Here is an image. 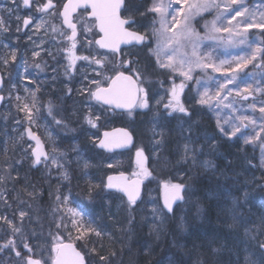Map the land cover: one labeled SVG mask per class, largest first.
I'll list each match as a JSON object with an SVG mask.
<instances>
[{
  "label": "rangeland",
  "instance_id": "1",
  "mask_svg": "<svg viewBox=\"0 0 264 264\" xmlns=\"http://www.w3.org/2000/svg\"><path fill=\"white\" fill-rule=\"evenodd\" d=\"M141 1H144V3L139 6L141 9L140 11H145L151 6L152 0ZM46 2L47 0H33V5L30 8H25L21 0H17V4L15 5L12 3V0H0V19L4 21L6 27L7 23H10V38L18 39L23 18L28 17L29 14L34 15L35 20L33 18V22L28 27L30 30L27 36H30L32 39H38L37 42L41 43L43 48L45 45L53 42L57 44L56 54H53V63L56 65L54 74L57 76L63 75L62 77L64 78L69 76L73 77L72 89H74V94L70 92L67 95L66 103L72 101V109L75 111H77V107L84 110V118L93 119L96 128L99 120L96 119L97 116L91 109L86 110L87 106L85 103L89 100V97L85 98V96H81L83 94L81 87L83 83H87L88 89L93 91L96 88V84L91 81H101V85L106 83L108 80L107 77H111L116 70L117 63L114 57L108 54H106L108 60L105 62V66L102 69L94 62L89 63V61L79 59L81 56H89L90 59L95 56L99 59L100 57L97 54L102 53L94 44V38L96 37L95 25L92 21L86 19L85 13H81V15L76 18L80 35L76 41V48L73 49V54L77 59L73 60L68 51V49L71 48V43H69L67 38L69 33H66V35L60 34L61 32L65 33L59 16L64 0H53L55 8L50 9L49 12H55V15L41 13L36 10L37 4ZM190 2H192V0H190ZM218 2L224 3L225 0H218ZM238 6L249 9V13L245 15H251V22L253 23L264 18V0H240V5H232L231 7L236 8ZM181 7L185 10L183 13L173 11V9H180ZM218 11H223V9H214L211 12L190 15V18L186 21V25L189 31L198 33L199 36L203 38L199 41L197 54L201 56L204 62L215 65L216 67H221V61H229V63H225L222 66V71H214L213 67H208L206 69L194 67L191 72L192 79H186L179 71L172 72L168 69L160 68L157 64L156 56L153 55L148 48L145 47L139 52L143 57L149 58L153 64V66L151 65L152 71L150 74L146 73L145 70H143L144 73L139 70L142 76L146 78L143 82L144 87L148 90V107L141 108L137 106L135 109V111H137L135 113L123 116L125 120L124 123L127 125L131 124V126L137 128L139 142L132 152L134 162L131 164L130 162L125 164L122 163V169L126 167L130 175L141 176L139 175L141 169L137 163V151L142 150L144 168L147 169L150 175L143 176L147 184L143 200L139 204H126L125 208H123L119 199L111 196L107 200L111 203L116 202L117 206L121 208L120 210H113V213L123 211L128 218L125 217L126 221L131 222L132 228H129L125 223L122 224V227L125 229L124 235L121 236V238L123 240L126 238L129 239L131 238L130 236H135V234L138 233L135 237L142 241H140L139 245L144 247L146 244L148 246L146 251H149V253L151 252L150 254L154 253L152 250L156 247L157 252L161 256L167 255L168 253L162 251L164 249L163 247L159 248L156 242L151 245L149 241L153 242L160 240L162 235L166 234L167 231H171L172 225L176 224L178 227L179 224L185 225V220H191V218L195 217V208L188 205V200L192 197V191L188 186V182L193 171H209L211 174H216L219 169H227L226 173H222L226 175L227 180L231 181V189L235 191L239 185L241 192L243 191V197L247 196L249 193L248 188L244 189V187H247L249 184L253 186L257 184L264 185V163H262L264 162V131H260L259 127H255L254 130V126L249 125L247 128L241 126L239 132L234 136L231 135L233 131L232 126L240 125L238 117L241 115H248L256 119L257 124L264 122L260 119L264 114H261L258 110L261 103L264 102V67L255 68L254 64L256 62L254 61L242 70L236 72L229 71L230 68L235 67V57L246 55L252 51V49L248 47V43L254 42L255 45L263 47L261 34L264 30L258 27H252L245 32L243 26L238 24V21L244 18L237 17V20L232 21L231 25L228 23L227 19H224L222 22H218V26L233 27L234 33L238 32L239 35L230 37L227 32L209 33V22L214 19ZM169 12L168 23L170 26L172 25L173 15L176 16L177 21H182V23L176 25L172 31L167 33L168 36H172L174 32L179 33L185 27L183 17L187 14V5L176 4L175 0H173ZM193 12H195V10H193ZM154 16H156L154 13H148L146 16L138 14V24L136 28L144 31V29L150 25ZM17 17H20V19H17ZM156 19L158 20L159 17H156ZM41 20H43L44 23L37 29L36 25L40 24ZM84 24H87L88 27L91 28V31L85 32L83 30ZM206 24H209L208 28L205 27ZM53 26H55L57 31H53ZM156 27L158 28L159 24H157ZM6 33L7 31L0 30V70L4 68L3 61L5 59L8 60V63H10V59H12L10 56L7 57L4 48ZM243 37H247V41L244 44L237 43L229 45L227 43L229 38L239 40ZM19 41V39L13 41V44L17 46ZM88 41H93V43L89 45ZM181 43L187 46L179 49L177 59L182 54H186L188 58H191V45L184 39H181ZM161 44H163V40H161ZM156 47L157 41L153 39L151 41V48L155 49ZM173 47H175V45H173ZM170 54V50L167 52L161 51V60L167 62L168 55ZM15 59H17L16 56ZM93 69L100 71L101 75H97ZM226 76H235L236 78L234 84L228 85L229 89H233L237 84L241 89L240 96H237L236 92L233 91L228 97V100L234 101L233 106L225 107V105L228 104V100L220 104H217L214 100L210 104H200V95L207 90L209 96H215L219 87L218 82H223ZM242 80H247L248 83L252 84V88L249 89V92H252V96H250L248 100L242 99L244 95L248 94L243 91L244 84L241 83ZM58 83L61 84V81H53V89L57 88ZM181 84H183L184 87L183 91L179 92L178 98L184 107V102L191 105L192 109L186 108L189 113L188 115L173 111L171 106L165 107L170 101L173 106L175 105L171 90L176 86L179 91L178 86ZM257 88L262 91H255ZM61 91L69 92L63 87H61L58 92L60 93ZM55 94L56 93L53 92V116L49 114L48 108L45 109L46 115L44 116L48 117L53 126H48L46 121L42 118L38 119V124H32L35 126V132L42 135L46 140H68L62 137V134L66 131L67 136L72 140L71 152L69 154L71 157L62 163L69 165L71 168V175L80 174L86 177L88 169L84 167L86 160L83 155L77 152V142L71 138L72 132L68 130L61 132L58 129H53L54 123L60 113L63 115L66 122L65 112L61 109V103H65V100H56ZM223 94L224 93L221 92V95ZM16 96L17 95H13L12 93V102H10V106L4 104L0 111V154L5 159L4 164L0 166V177H4L3 182H0V217H6L7 220L11 221L12 225L19 228L20 231L14 233L9 224L5 222V220L0 219V249H2L0 250V264H24L25 256L17 257L11 245L8 248L3 247L8 240H14L15 249L20 252H22V248L25 244H30L35 258L39 259L44 264H51V260L53 259L51 251L52 246H55L56 237L59 236L64 242L68 241V235H66L68 232L62 225L69 223L70 213H68L67 209L73 207L70 206L72 201L70 197H68V202L65 205L57 201V195H53L52 203L49 192L39 203H37L38 194L34 199L30 196L32 191L29 188L34 181L26 179L25 176L21 174L20 169L23 168L21 162L23 161V150H25L23 146L27 145L22 144L23 140H25V129L20 125L18 105L15 107V104L20 102V99L17 100ZM14 97L16 98L14 99ZM253 101L256 102L255 110L249 107ZM72 109L71 112H73L72 115L74 116V111ZM11 112L14 117L12 118L11 116L10 120L8 114ZM193 112L194 114H198L199 122L204 119L207 127L202 123L201 125H194L193 121L189 118ZM77 114L79 115L78 111ZM66 125L67 123H65V126ZM221 129H224V131H221ZM257 132H259V138L254 139L250 143L246 142L247 137H255ZM21 136H23V139H21ZM168 138L172 140V149L174 151L172 155L174 159H170V157L166 156L167 149L169 148V146H167ZM158 141L159 143H157ZM232 142H237L238 145L244 149L245 154L236 161L228 160L225 163L223 151L219 145L228 147ZM185 144H188L193 150L192 155H194V160L192 159V155H190L187 161L183 159ZM7 156L12 157L6 164L8 159ZM220 160L223 162L219 163ZM205 161L209 162L208 167L204 166ZM109 164L117 169L120 167L119 164L113 160L108 161L106 167H109ZM79 170L83 172L78 173ZM17 174L23 178L20 179L22 184L20 190L22 194L19 192L17 186L13 187V185L16 184V182L13 181L14 176H17ZM242 177H244V179ZM36 181L40 183L39 180ZM172 183H184L187 186V201L185 204L179 206L171 215H167L164 211L162 218L154 219L152 213L153 207L163 209L160 202L162 187L165 184ZM43 187L49 189L53 188V178L43 183ZM41 188L42 186L40 185L38 189ZM231 189H229V191L224 190V194L230 199L229 201L233 206L235 202L230 196L232 192ZM8 191L12 192L9 193ZM213 199L215 200V198ZM61 200H63L62 197ZM104 200L105 196H103V194H97L86 198H80L78 196L77 201L73 202L81 205L82 207L79 208L81 210L84 208L86 211L84 217L80 216L76 218L82 225V230L100 228L99 232L101 233V236H96L94 231L86 233L80 242L73 240L74 244L77 242L82 246V241L86 239H91L97 244V239H106L107 234L105 228L102 229L103 225H96V222L91 221L93 219L92 211H97L99 214L103 213V207L106 206L104 205ZM76 207L77 206H75V208ZM21 212L25 213L23 217L20 215ZM103 218L105 219V217ZM137 224H142L147 230H150V233L139 228ZM58 225L60 226L58 227ZM69 227H71L70 224ZM53 228L60 233L54 236L52 234ZM145 238H151L152 240H145ZM162 245L164 247H169L170 241L169 245L166 240ZM119 246L122 247V244H118V247ZM136 247L140 248L138 245H136ZM125 250L127 254L124 253V256L126 255V257L130 258L131 254L127 249ZM167 252H169V249ZM143 253H140V255L143 256ZM89 255L90 257L97 256V254L92 251L89 252ZM89 264L91 263L89 262ZM111 264L121 263L118 258L116 263Z\"/></svg>",
  "mask_w": 264,
  "mask_h": 264
},
{
  "label": "snow or ice",
  "instance_id": "2",
  "mask_svg": "<svg viewBox=\"0 0 264 264\" xmlns=\"http://www.w3.org/2000/svg\"><path fill=\"white\" fill-rule=\"evenodd\" d=\"M12 3L15 5L17 4V0H12ZM21 3L26 8H30L33 5V0H21ZM173 0H152L151 6L147 8L145 11H140L137 9H130L129 5L126 3V0H68V3L64 5L63 13L61 14L63 16V24L67 25L69 29H71V35L67 38L72 41L71 48L68 49L70 56L73 60L77 59V57L73 54V49L76 48V37H77V24L74 23L71 19V13L75 11L76 8H84L87 10L88 8H91V17L93 18L92 23L98 27L99 32L103 34L102 38L99 40H96L95 43L99 45L101 49H108L113 54H119L120 53V45L121 44H131L135 42L136 44L143 45L144 47L148 48L153 55L156 56L157 64L162 69H168L172 72L179 71L182 76H184L186 79H192L191 72L193 71L194 67L199 68H208L213 67L214 71H222V66L225 63H229V61H221V67H216L215 65H210L201 58L197 54V48L199 46V41L203 39L199 36L198 33H193L188 30L186 21L190 18V15L193 14H199L202 12H211L214 9H223V11H218L217 15L214 17V19L209 22L210 28L209 33H220V32H227L229 33L230 37L233 35H239L238 32L234 33L233 27H219L218 22H222L224 19L228 20V23L231 25L232 21L237 20V17H243L244 19L238 21V24L242 25L244 28V31L247 32L252 27H258L261 30H264V18H262L260 21L251 22L252 17L251 15L246 16V13H249V9L246 7L238 6L236 8H232V5H240V0H225L224 3L218 2V0H175L176 4H182L187 5V14L183 17V22L185 23V27L181 30L179 33H173L172 36H168L167 33L172 31V29L182 23V21H177L176 16H172V25L170 26L168 23V16L170 14L169 9L172 7ZM55 4L53 3V0H47L46 3H41L36 5V10L41 13H46L50 15H55V12H49L50 9H54ZM123 9V13H122ZM195 10V12H193ZM133 11L138 13L141 16H146L148 13H154L156 16H154L151 20V23L148 27L144 29V31H130V28H133L136 25V21L133 17ZM173 11L181 12L183 13L185 10L183 7L180 9H173ZM126 15H123L125 14ZM123 15V18H122ZM156 17H159L157 20ZM17 19H20V17H17ZM30 23H32L31 18L23 19L24 26H28ZM44 23L43 20H41L40 24L36 25V28L39 29L42 24ZM159 24V27L157 28L156 25ZM127 25V27H126ZM206 28L209 27V24L205 25ZM150 29V30H149ZM0 30L7 31V27L5 26V23L2 19H0ZM83 30L85 32L91 31V28L88 27L87 24L83 25ZM53 31H57L55 26H53ZM61 35H66V33L61 32ZM155 39L157 41V47L155 49L151 48V41ZM181 39H184L187 41L188 44L192 47V53L191 58H188L186 54H182L177 59V53L180 48L186 47V44L181 43ZM161 40H163V44H161ZM247 41V37H243L239 40H233L229 38L227 40V43L229 45L232 44H244ZM93 41H88V44H92ZM175 45V47H173ZM248 47L252 49L249 53L243 56H237L234 59L236 60L235 67H232L229 69L230 72H236L238 70H242L243 68H246L248 64L256 62L254 64L255 68H261L264 67V47L255 45L254 42L248 43ZM171 51V54L168 55L167 62H164L160 58L161 51ZM35 55H39V53H34ZM99 59H97L95 56H93L91 59L89 56H81L79 59H83L85 61H89V63H95L99 66V68H104L105 62L108 60V57L104 53H99ZM12 59L15 60V52L12 53ZM5 67L7 66V59L3 61ZM132 61H121L119 65L116 68L115 74L112 77H107L109 84L106 87L101 86V81L93 80L92 83L96 84V89L94 91L89 90V95L91 98H94L97 101H102L103 104L114 106L115 108H132L134 106H138L141 108H147L148 107V90L143 86L142 80L146 79L142 76L139 69L133 68ZM186 66V68H185ZM39 67V65H37ZM121 68H128L129 72H135L136 78L133 79L132 75H125L123 71H121ZM93 71L96 72L97 75H101V72L97 69H93ZM235 76H226L223 82H218L219 87L216 91L215 96H209L207 90L200 95L199 103L200 104H210L213 100L220 104L225 100H228V97L231 95L233 91L236 92L237 96L241 95V89L240 86L237 84L233 89H229L228 85L234 84L235 82ZM4 83V77L0 76V87H3ZM241 83L244 84L243 91L248 93L247 95H244L242 97L243 100H248L250 96H252V92H249V89L252 88V84L248 83L247 80H242ZM179 91L176 86H174L171 90L172 99L175 101V105L173 106L171 101L168 105H165V107H172L173 111H178L180 113H184L185 115H188V110L183 106V104L179 101V92L183 91L184 85L181 84L178 86ZM255 91L260 92L261 89L257 88ZM221 92L224 94L221 95ZM34 96V93H33ZM4 99L3 96H0V101ZM17 100L20 99V97L16 98ZM234 101L228 100V104L225 105V107L233 106ZM34 107V103H33ZM250 108L253 110L256 109V102L253 101L251 105H249ZM22 111H25L28 115L29 122H32V111L31 108L25 104L24 107L21 109ZM259 112L261 114H264V102L261 103L259 107ZM52 113L51 106L49 107V114ZM87 122L91 124L93 127H95V123L93 119L86 118ZM96 119H99V117H96ZM240 120V125H233V131L231 135H235L237 132L240 131V127L243 126L247 128L249 125L255 127H259L260 131H264V122H261L257 124V120L251 118L248 115H241L238 117ZM261 121H264V115L260 118ZM247 122V123H245ZM56 123H62V121L57 120ZM221 131H224V129H221ZM28 138L31 140L36 141V147L32 152V156L35 157L33 163L39 164L41 163V158L43 157L44 160L48 159L47 153L43 150V146L41 144V141L37 136H35L31 130H27ZM105 139L99 142L100 148L105 149H111L112 147L121 146L122 143L130 141V137L125 132L123 133L124 140L117 141L114 139H110V134L105 133L104 134ZM259 138V132L256 133L255 137H247L246 142L250 143L254 139ZM21 139H23V136H21ZM159 143V141L157 142ZM193 150L189 147L188 144H185L184 146V155L183 159L187 161L190 158V155H192ZM137 163L138 166L141 169V172L139 175L141 176H147L150 175V173L147 171V169L144 168V162H143V151L139 150L137 151ZM192 159L194 160V155H192ZM54 164L57 163L56 159L53 158L52 161ZM264 163V162H262ZM109 167L112 165L109 164ZM204 166L208 167L209 162L205 161ZM84 167L87 168L88 164L85 162ZM10 175V173H9ZM135 175V174H134ZM64 178L67 179V174H64ZM4 177H0V182H3ZM114 177L109 176L108 177V188H117L118 190L124 192L127 196L128 203L130 205H135L137 198L139 196V184L140 180H134L131 184H119V183H113ZM120 180H124L125 178L121 176L119 178ZM166 189V197H165V203H164V209H167L168 213H174L173 204L176 201H180L184 199V196L182 193L185 190V185L183 183H175V184H165L164 185ZM89 196H91V192H89ZM57 201L67 204L68 197L65 196L63 200H61V197L57 195L56 197ZM164 209H161L159 207H153L152 213L153 217L155 218H162L164 215ZM68 213H70L69 223L63 224L62 227L67 230L68 232V242L65 243L59 236L55 239V246L53 247L52 251L55 252V259L54 264H88V262L85 260V254H82L80 251L76 249V247L73 244V240H81L84 238L87 232H95L96 236H101V233L99 231H96L95 229H86L82 230V225L80 222L76 219L77 217H80L82 215L81 211H78L76 208L69 207L67 209ZM21 217L25 215V213H20ZM0 219L5 220L9 224V226L12 228V231L14 233L19 232L20 229L16 228L12 225V222L7 220L6 217H0ZM69 224L71 225V228H69ZM60 225H58L59 227ZM75 231L77 235L73 237L72 233ZM247 235V232H246ZM254 239V237H253ZM12 246V248H15L14 241L8 240V242L3 246L4 248H8L9 246ZM24 247L28 250V252H31L32 249L25 244ZM260 248L264 249V243H260ZM2 250V249H0ZM96 249L93 248L92 252H95ZM16 256L20 257L21 252L16 251ZM99 259L101 261L106 260L107 257L101 255L99 256ZM24 264H41V261L39 259H33L31 256H25L24 257ZM245 264H256L255 261H252L249 256H246L245 258Z\"/></svg>",
  "mask_w": 264,
  "mask_h": 264
},
{
  "label": "trees",
  "instance_id": "3",
  "mask_svg": "<svg viewBox=\"0 0 264 264\" xmlns=\"http://www.w3.org/2000/svg\"><path fill=\"white\" fill-rule=\"evenodd\" d=\"M144 3V1L141 0H134L131 2V7L130 9H139V6H141ZM133 6V7H132ZM133 17L135 18L137 24H138V18L135 11H133ZM262 38V44L264 47V31L261 34ZM141 50L138 49H133V50H128L125 52L123 60L124 61H132V67L139 69L141 72L144 73L143 70H145L146 73L150 74L152 71L153 66L151 60L147 57H143L142 54H139ZM128 56V57H127ZM132 59H130V58ZM134 60V61H133ZM125 70V72L129 74H133L136 77L135 72H129L128 68H122ZM132 75V76H133ZM160 76L159 74H157ZM162 77V76H161ZM143 82V80H142ZM59 90L58 89H53V92L56 93V100H60L59 96ZM71 104L65 105L64 109L66 110L65 118H66V123H67V130L71 131V138H73L76 142H79L81 145L80 148H82L84 152V158L88 164V169L86 173V177L81 176L80 174H73V178L70 180V185L68 186L71 188L72 191L69 194L71 205L75 208V206L82 207L81 205L77 203H73L74 201H77L78 196L80 198L83 197H92L96 193L98 194V187L99 185H94L95 182L98 181L100 186H102V179L103 177L111 172L115 171H128L126 169H122V163L125 164L127 162H134V156H133V151L138 145V131L137 128L134 126H131V124L127 125L125 120L123 119L124 114H117V113H109L107 110L103 109L102 107L96 105L93 101L90 102V107L87 110H92V112L99 117L98 125L97 127H93L91 124L87 122V120L84 118V110L77 111L79 112V115L77 114V111L74 110V116L72 115L73 112H71V109H69ZM70 110V111H69ZM73 110V109H72ZM14 115L12 116V118ZM59 118L61 120H65L63 115L60 113ZM206 126V123L204 122V119L200 122ZM125 126L131 130L135 137V144L134 148L132 151L127 152V153H121V154H115V155H106L104 153H101L97 151L94 148V142L99 136V133L101 130L108 129L110 126ZM207 127V126H206ZM63 138L71 140L68 136L66 131L62 134ZM89 140V141H88ZM221 150L223 151V158L225 159V163L228 160L236 161L244 156V149L238 145L237 142H232L231 145H228V147H224L222 145H219ZM242 153V154H241ZM241 154V155H239ZM12 157V156H11ZM11 157L7 156V161L6 164L11 160ZM4 157L0 154V166L4 164ZM113 160L116 163L119 164V169L114 167L113 165L111 167H106L108 164V161ZM223 162L222 160L219 161ZM227 169H219V172L217 176H213L209 171L208 172H203V171H193L191 173V177L189 180V188L191 189L192 197L188 200V205L191 206L192 208H195V217L191 218L193 221H190V233H188L187 238L188 242H190V245H186L185 242V247L183 248L184 253L189 254L192 259L194 258L195 263L194 264H214L213 263V258L217 257L219 261L223 262H229L233 258L236 259L238 256H249L252 261H255L256 264H264V249L260 248L259 245L260 243H264V233H260L257 230H251L249 231L248 227L246 226H241V235L237 239H231L230 237H227L226 239H218L219 234L217 233L216 228L213 223H218L216 219H213V221H208L209 219L206 218L210 216L211 213V202H223L227 200L228 202V207L232 208V205L230 203V199L224 194V190L231 189V184L230 180L226 179V173ZM83 171L79 170L78 173H82ZM224 172V173H222ZM88 174V177H87ZM16 177V178H15ZM21 177H19V174L17 176H14V182L16 184L13 185V187L17 186L19 188V192L22 194V191L20 190L22 187L21 184ZM43 181L41 180L40 183L37 181H34L32 185L30 186V190L32 191L30 193V196L34 198L37 194L39 193L34 192V189L39 188L41 185L43 187ZM95 187L96 189L89 190L90 188ZM251 190H249V193L247 196L243 197V193L239 190L232 189L231 191V197L233 198V201L238 203V206L236 209H240L245 207V204L250 202H258L260 203L263 208H264V185H256L253 186ZM11 193L10 191H8ZM89 192H91V196H89ZM193 193H197L201 195V198L199 200V203L196 202V196L193 195ZM207 194L208 200L204 198V195ZM212 196V197H211ZM64 198L65 196H60ZM111 197L109 195L105 194V200L104 206L103 207V213H94L96 217H98V225H103V228H105L106 232V237H111L112 238H118V240H123L121 236L124 235V227H122V224L125 223L126 225L129 226V228H132L131 222L126 221V214L123 211L113 213V208H112V203L108 201L107 199ZM211 197V198H210ZM199 198V197H197ZM215 198V200L213 199ZM20 201V199H19ZM122 203V207L125 208V203ZM140 203V202H139ZM138 203V204H139ZM1 205V204H0ZM83 210V209H82ZM105 217V219L103 218ZM126 217V218H125ZM205 218L207 219L206 222L204 221ZM128 219V218H127ZM200 222L197 224L196 230L191 231V227L194 221ZM210 222V223H209ZM208 223V224H207ZM71 228V227H69ZM100 229V228H99ZM84 230V229H83ZM248 233L247 236H245V233ZM60 232L56 231V229L53 228V235H58ZM90 233V232H87ZM167 233L164 234V237L167 236ZM144 235V233H142ZM66 235H68L66 233ZM73 237L77 235L75 231L72 233ZM241 237V239H240ZM244 237V238H243ZM254 237V239H253ZM107 239L105 242L101 244L102 250L97 252L99 255L94 256V257H89L87 260L88 262H94L95 264H111V263H116L117 259L120 257V259H125L128 260L131 264H152V262H156V260L161 259L160 254L157 252V248L155 247L152 251H154L153 254H148L146 250H144V253H147L145 258H140L139 255H132L129 257L124 256L122 253L121 249H118L116 245L120 244V242L115 243ZM77 242H80V240H76ZM76 242V245L79 247V249L82 251L83 254H87V250L89 251V243L91 242L90 239H86L82 241V246H80ZM151 245H153V242L149 241ZM147 243V242H146ZM222 244L224 246V250L219 249V245ZM218 246V247H217ZM231 250V255H233V258L231 255L227 254L228 251ZM125 254H127L126 250ZM227 251V252H226ZM149 252V251H148ZM105 256L107 257L106 260L101 261L99 259V256ZM94 258V259H91ZM196 258V259H195ZM116 259V260H115ZM119 259V260H120ZM143 260V261H142ZM245 264V259L244 262Z\"/></svg>",
  "mask_w": 264,
  "mask_h": 264
},
{
  "label": "flooded vegetation",
  "instance_id": "4",
  "mask_svg": "<svg viewBox=\"0 0 264 264\" xmlns=\"http://www.w3.org/2000/svg\"><path fill=\"white\" fill-rule=\"evenodd\" d=\"M28 17L31 18L32 22L33 18L35 20L34 15L29 14ZM9 29H11V25L8 22L4 48L6 50L7 57L10 56L11 58L12 53L15 52V56L17 59H10V63H8L7 60V66L5 67L4 65L3 68V74L5 77V96L7 100L6 105L10 106V102H12V93L13 95H17L16 97H20V102L15 104V107L18 105L19 108L20 125L24 129L27 127H32L33 129H35V126L32 123L38 124V116H40L42 112L45 113L46 108L49 109V107L51 106V114L53 116V81H61V84L58 83L56 89L60 90L61 87H63L64 89L69 91H61L60 93H58L60 96V100H65V103H63L65 106L67 95L70 92L74 94V89H72L73 77L69 76L67 78H64L62 77L63 75L57 76L54 74L56 65L53 63V54H56L57 46L55 42L45 45V47L43 48L41 43L37 42L38 39H32L30 36H27V33L30 29L22 28L21 24V31L19 32L18 37L20 41L16 46L15 44H13V41H17L18 39L10 38ZM65 33L68 34L67 31H65ZM34 53H39V55H35ZM37 65H39V67H37ZM81 89L83 93L81 96L87 97L89 93L87 83H83ZM16 97H14V99ZM70 103L72 106V101H70ZM25 104H27L32 111L31 123L27 121L29 120L27 113L21 110ZM44 143L46 152L48 154V159H41V163L33 168L34 160L31 155L33 144L29 141L23 140L22 144H26L27 146H23L25 148V150H23V161H21L23 168L20 169L21 174H23L28 179L36 180L53 178V188L49 189L44 187L38 190L39 192L41 191L43 193L49 192L53 203V195H62L69 191L68 187L64 186L63 183L60 182V180H63L65 173L67 174V177L69 179L71 176L70 172L67 171V168L63 165L62 162L71 157L69 155L71 151L70 149H68V146L72 145V141L46 140L44 141ZM55 145L65 146L66 149H54ZM53 158L56 159L57 163L54 164L52 162ZM58 163L60 164V166L57 165ZM68 184L70 183L68 182ZM35 190L36 189H34L33 191ZM37 199L39 202L42 200L41 197H38ZM100 241L101 239H97V244H94L92 247L96 250H99ZM13 251L14 253H16L15 248L13 249Z\"/></svg>",
  "mask_w": 264,
  "mask_h": 264
},
{
  "label": "bare ground",
  "instance_id": "5",
  "mask_svg": "<svg viewBox=\"0 0 264 264\" xmlns=\"http://www.w3.org/2000/svg\"><path fill=\"white\" fill-rule=\"evenodd\" d=\"M167 146H169V148L167 149V157H170V159H174V156L172 155V153H174L173 149H172V140H170V138L167 139ZM244 179V177H242ZM238 185V183H237ZM248 190H251L253 187V185H248L247 187ZM243 189V190H244ZM232 190V189H231ZM235 190H240L239 185L237 187V189ZM241 191V190H240ZM243 192V191H242ZM45 195H48V193H43L41 192L38 196L41 197L43 199V197ZM193 195L196 196V202L199 203V200L201 198V195L197 194V193H193ZM199 197V198H197ZM204 198L206 200H208L207 194L204 195ZM202 199V198H201ZM37 202H39L37 200ZM41 202V201H40ZM228 201L225 200L223 202H211V213L210 216L206 218H208V221H213V219H216L218 223H213L212 225H214V227L217 230V233L219 234L218 239H226L227 237H230L231 239H237L239 236H243L241 235V226H246L248 227L249 231L253 230H257V231H261L260 233H264V208L263 206L258 203V202H248L245 204V207L240 208V209H236L238 206V203L235 202V204L231 207H228ZM112 208L113 210H120L121 208L117 206L116 202L112 203ZM120 212V211H117ZM116 212V213H117ZM205 218V222L206 219ZM190 221H193V219L191 220H185V225L179 224V227L174 224L172 225L171 231L167 233V236L164 237V235H162L160 237V240L158 241H153L157 243V246L159 248L163 247L164 249L162 250L164 253H168L165 256H161V259L156 260V262H152V264H194L195 260L194 258L192 259V257L189 254L184 253L183 248L185 247V242L186 245H190V242H188L189 237L188 233H190ZM200 222L198 221H194L191 227V231L196 230L197 224H199ZM210 223V222H209ZM208 224V223H207ZM139 228L144 229L146 232L150 233V230H147L142 224H137ZM96 231L99 230V228H95ZM169 230V229H168ZM138 233L135 234V236ZM145 235V234H144ZM245 236L246 233L244 234ZM135 236H130L131 238L129 239H124V240H118V238H112L109 239L112 242L118 243L120 242L122 244V247L118 245H116V247H118V249L122 250V253H125V249H127L129 251L130 254H134V255H139L140 253H143L144 250H146L148 248V246L145 244L144 247L140 246V239H138ZM244 238V237H243ZM241 239V237H240ZM145 240H152L151 238H145ZM167 242V244L169 245V241H170V245L169 247H164L162 244L165 242ZM142 242V241H141ZM147 242V241H146ZM136 245H138L140 248H137ZM183 246V248L181 249V247ZM218 247V246H217ZM169 249V252H167ZM219 249L220 250H224V246L222 244L219 245ZM226 250V249H225ZM148 254L149 252L146 251ZM227 252V251H226ZM147 253H143L144 255H147ZM151 253V252H150ZM227 254L231 255V250L227 252ZM146 256H140V258H145ZM231 257L233 258V255H231ZM120 259V257H119ZM196 259V258H195ZM244 259L245 256H238L236 259H232L229 262H223V261H219L217 259V257L213 258V263L214 264H244ZM121 264H131L128 260L125 259H120L119 260ZM143 261V260H142ZM91 264H95L94 262H91ZM139 264V263H136Z\"/></svg>",
  "mask_w": 264,
  "mask_h": 264
},
{
  "label": "water",
  "instance_id": "6",
  "mask_svg": "<svg viewBox=\"0 0 264 264\" xmlns=\"http://www.w3.org/2000/svg\"><path fill=\"white\" fill-rule=\"evenodd\" d=\"M67 3H68V0H66V2L64 3V5L67 4ZM64 5H63V7H62V9H61L60 16H61V20H62V25H63V27L66 28V29H69V28L67 27V25L63 24V16L61 15V14L63 13V10H64ZM78 9H82V10H84V8H76L75 11L71 13V19L73 18V15L77 12ZM88 10H89V13L87 14V18H88V19H93V18L91 17V15H90V14H91V8H88ZM126 27H127V25H126ZM96 29H97V31L99 32V29H98L97 26H96ZM69 30H70V29H69ZM130 31H131V30H130ZM99 34H100V35L96 38V40H99V39L102 38L103 34L100 33V32H99ZM96 40H95V41H96ZM95 44H96V43H95ZM96 45H97V44H96ZM131 46H141V45L136 44L135 42H133V43H131V44H121V45H120V50H121L122 48H127V47H131ZM97 47H98L100 50L111 52V51H109L108 49H101V48L99 47V45H97ZM116 55H117V58H120V53H119V54H116ZM125 75H127V74H125ZM0 76H1V73H0ZM108 84H109V82H108ZM108 84H107V86H108ZM103 87H106V86H103ZM0 89H1V87H0ZM0 96H2V95H0ZM93 99H94V98H93ZM94 101H95L96 103L101 104V105L104 106V107H108V108L113 109L114 111H117V112H128V111H131V110L134 108V107H132V108H130V109H129V108H115L114 106H110V105L103 104L102 101H97V100H95V99H94ZM1 103H2V101H0V106H1ZM27 130H29V129H27ZM27 130H26V138H27L29 141L34 142V145H35V146H34V149H35V147H36V141H35V140H31V139L28 138ZM125 132H126V133L128 134V136L130 137V141L125 142V143H122L121 146L112 147L111 149L100 148V147L98 146V145H99V142L105 139V136H104L105 133H109V134H110V137H109L110 139H114V140H117V141H121V140H124L123 133H125ZM34 135H35V134H34ZM35 136H36V135H35ZM38 138H39V137H38ZM39 140H40V138H39ZM40 141H41V140H40ZM41 144H42V146H43L42 141H41ZM132 145H133V137H132L131 133H130L127 129H124V128H114V129H111V130L103 131V132L101 133V136H100L99 141H98L97 144H96V146H97V148H98L99 150H102V151H104V152H106V153H113V152L127 151V150H129V149L132 147ZM34 149H33V150H34ZM43 150H44V146H43ZM32 152H33V151H32ZM33 158L35 159L34 156H33ZM35 165H36V164H35ZM35 165H34V166H35ZM109 176H112V177L115 178L114 181H113V183H119V184H124V183L131 184L132 181H134V180H140V184H139V196H138L137 200L139 199V197H140V195H141V193H142V187H143V180H142L141 178L134 177V178H132V179H129L126 173L112 174V175H109ZM109 176H107L106 179H105V189H106L107 191H109V192H116V193L122 195V196L128 201L127 196H126V194H125L124 192L118 190L117 188H108V187H107L108 177H109ZM121 176H123L125 179H124V180H120L119 178H120ZM166 195H167V193H166V189H165V187H163V188H162V191H161V195H160V198H161V204H162L163 208H164V203H165V197H166ZM182 195H183V193H182ZM183 200H184V199H183ZM183 200L176 201V202L173 204V208H174L177 204L182 203ZM164 210L167 212V209H164ZM167 213H168V212H167ZM168 214H170V213H168ZM26 250H27V249H26ZM55 255H56V254H55ZM55 255H54V258H53L52 264H54ZM32 258H33V257H32ZM33 259H34V258H33ZM41 264H42V263H41Z\"/></svg>",
  "mask_w": 264,
  "mask_h": 264
}]
</instances>
